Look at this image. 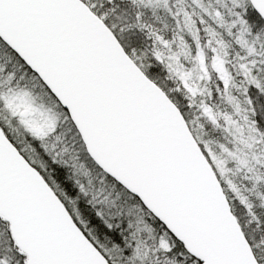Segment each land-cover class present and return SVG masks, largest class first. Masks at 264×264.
<instances>
[{
    "label": "snow or ice",
    "instance_id": "snow-or-ice-1",
    "mask_svg": "<svg viewBox=\"0 0 264 264\" xmlns=\"http://www.w3.org/2000/svg\"><path fill=\"white\" fill-rule=\"evenodd\" d=\"M0 264H264V0H0Z\"/></svg>",
    "mask_w": 264,
    "mask_h": 264
}]
</instances>
